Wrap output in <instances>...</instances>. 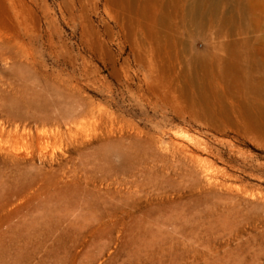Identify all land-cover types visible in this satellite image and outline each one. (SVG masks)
<instances>
[{
  "label": "rangeland",
  "instance_id": "rangeland-1",
  "mask_svg": "<svg viewBox=\"0 0 264 264\" xmlns=\"http://www.w3.org/2000/svg\"><path fill=\"white\" fill-rule=\"evenodd\" d=\"M146 6L0 0V235L42 205L69 211L66 264H264V131L244 130L237 96L230 116H198L181 67H161ZM82 206L96 216L77 229ZM61 231L33 238L30 264H54Z\"/></svg>",
  "mask_w": 264,
  "mask_h": 264
},
{
  "label": "bare ground",
  "instance_id": "bare-ground-1",
  "mask_svg": "<svg viewBox=\"0 0 264 264\" xmlns=\"http://www.w3.org/2000/svg\"><path fill=\"white\" fill-rule=\"evenodd\" d=\"M145 1L147 6L135 11L148 22L147 36L154 44L157 43L155 50L162 69L169 71L181 67L182 79L186 84L183 90L187 94L191 91L189 100L192 106L202 110L198 116L211 112L230 116L233 108L229 106L223 109L226 107L223 103L237 96L245 101L241 108L245 118L244 130L264 131V0L263 11L259 13L255 0ZM155 1L159 2L161 9L152 7ZM199 33L214 36L213 48L194 54L188 50L186 41ZM168 75L165 79L171 82ZM33 210L39 212L37 218L29 208L23 213V220L14 225L16 229L10 230L12 234L3 231L0 235V264H30L37 247L33 246L37 243L33 238L40 237V234L50 238L58 230L62 231L56 241L57 249L47 252V256L53 259L54 264H66L62 252L67 247L63 231L67 225L63 222L69 211L57 210L55 219L51 208L41 205ZM95 216L82 206L74 214L76 221L69 224L77 229L83 228L90 225ZM93 261L94 254H90L84 259L81 256L78 263L91 264Z\"/></svg>",
  "mask_w": 264,
  "mask_h": 264
}]
</instances>
